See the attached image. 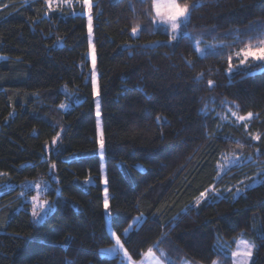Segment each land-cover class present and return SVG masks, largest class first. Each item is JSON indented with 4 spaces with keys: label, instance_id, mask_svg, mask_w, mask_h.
I'll list each match as a JSON object with an SVG mask.
<instances>
[{
    "label": "trees",
    "instance_id": "obj_1",
    "mask_svg": "<svg viewBox=\"0 0 264 264\" xmlns=\"http://www.w3.org/2000/svg\"><path fill=\"white\" fill-rule=\"evenodd\" d=\"M181 2L169 42L152 0H92L91 38L81 0H0V264H124L102 252L105 185L136 262L232 264L245 238L264 264V62L234 55L264 39V0ZM34 196L55 206L42 223Z\"/></svg>",
    "mask_w": 264,
    "mask_h": 264
},
{
    "label": "snow or ice",
    "instance_id": "obj_2",
    "mask_svg": "<svg viewBox=\"0 0 264 264\" xmlns=\"http://www.w3.org/2000/svg\"><path fill=\"white\" fill-rule=\"evenodd\" d=\"M65 2H68V0H65ZM83 8L88 13V34L89 38H91L92 35V0H81ZM45 3L51 7V0H45ZM151 10L154 13L153 16V23H155L157 20L168 26L171 32L170 41L177 40V32L181 29L182 24L186 26L188 22L189 14H190V5L187 2H181V0H152L151 3ZM137 27L132 28V32L135 35L137 33ZM187 35V33H185ZM89 43L91 44V39H89ZM200 41L195 40L194 41V50L197 53H200L203 55L204 49L199 47ZM207 47H230V46H207ZM235 57L238 59L239 64L244 65L246 64L249 59H252L254 61H261L264 62V39L259 40L257 44H253L251 42L245 44L243 47H241L238 51L234 53ZM95 54L94 50L92 53V66H93V73L92 78L94 80L95 78ZM232 55L228 56V63H229V72L232 70ZM191 63V62H189ZM202 75L200 77H197V79L202 78ZM211 81H209V85H211ZM61 107H65V105H61ZM97 108H99V105H97ZM97 115L99 116V111L97 112ZM233 116H236L237 114L235 112L232 113ZM253 114L249 112L247 116H237V120L239 121H245L248 119H251ZM247 127V125H245ZM59 137H57L58 139ZM253 139H259V137H253ZM56 141L54 140L53 143ZM100 157L103 159L104 156V140L103 135L101 134L100 137ZM53 168H55V165H52ZM207 191L200 193V197L197 198V204L200 202V198L206 197ZM23 195V193H22ZM33 200V209H32V215L34 217H38L40 215V212L37 211V197H32ZM47 202L45 201L44 204ZM108 199H107V189H105V200H104V207L107 211L108 209ZM41 211H43V205L40 206ZM139 220V218H137ZM129 228H131V225H129ZM128 229L124 230V234L127 235ZM111 238L114 240V244L112 249L110 251L114 253L122 252L123 256L126 258L128 264H135V262L132 261V257L128 254V251L124 247V243L121 241V237L117 235L115 231L111 232ZM255 247L254 244L250 243L247 240L240 239L237 241V250L231 252V256L234 258L233 264H248V260L246 258L250 257L252 254V249ZM144 258L151 259L154 261V264H161L160 260L155 257V254L153 252L152 248H149L146 253L143 254ZM143 264V262H142Z\"/></svg>",
    "mask_w": 264,
    "mask_h": 264
},
{
    "label": "rangeland",
    "instance_id": "obj_3",
    "mask_svg": "<svg viewBox=\"0 0 264 264\" xmlns=\"http://www.w3.org/2000/svg\"><path fill=\"white\" fill-rule=\"evenodd\" d=\"M87 16H88V13H87ZM158 21V20H157ZM159 22V21H158ZM160 23V22H159ZM93 30V28H92ZM92 35H93V31H92ZM93 50H94V54H95V49H92L91 51V57H92V53H93ZM94 82H95V95H96V111L98 112L99 111V116L97 115V119H98V131H99V141H100V137H101V134H102V124H101V108H100V100H99V88L97 86V78L95 77L94 78ZM97 105H99V108H97ZM103 135V134H102ZM238 158L236 157H229V158H225L224 159V164L223 166L221 167L222 169H225L226 167H230L232 165H234V163L237 161ZM104 160H105V153H104V156H103V159H102V162L104 164ZM226 166V167H225ZM105 169V167H104ZM105 173V172H104ZM105 175V174H104ZM48 183H40L38 186H37V189L38 190H41L44 188L45 185H47ZM50 186V185H49ZM105 189H107V199H108V202H109V195H108V188H107V185H105ZM47 202L46 204H44V202ZM33 203V201H32ZM36 204H37V211L40 212V215L38 217H34V220L36 223H42L45 218L47 217V215L55 208L52 207L49 203L48 200H43L41 197H38L37 198V201H36ZM43 205V211H41L40 209V206ZM106 215H107V223H108V229L110 232H112V226H111V212H110V206H109V203H108V209L106 211ZM139 218V220L137 219ZM134 222L132 223V226L130 229H132L134 227L135 224L137 223H141L142 222V219L141 217H137ZM129 229V230H130ZM244 240H247L249 241L250 243L254 244L252 241L248 240V239H245V238H242ZM240 240V239H239ZM255 245V244H254ZM113 247V246H112ZM112 247H109V248H105L102 250L103 254L104 255H107V256H118V255H121L125 261H124V264H128L126 258L123 256V253L122 252H119V253H114L112 251H110V249H112ZM237 250V246L235 249H233L231 252L233 251H236ZM154 252V251H153ZM255 252H256V245L255 247L252 249V254L250 257L246 258L248 260V264H252L253 262V259H254V256H255ZM155 257L157 259L160 260L161 264H166V261L163 259V257H161L160 255H158L157 253H155ZM232 260H234V258L232 257ZM133 262H135V264H154V261H152L151 259H143L141 260L140 262H136L134 260H132ZM123 263V262H121ZM184 264H191V263H188V262H185ZM216 264H220V263H216ZM232 264H233V261H232Z\"/></svg>",
    "mask_w": 264,
    "mask_h": 264
}]
</instances>
